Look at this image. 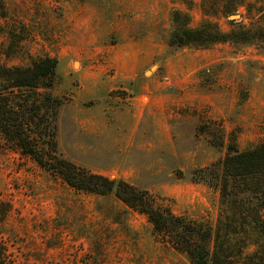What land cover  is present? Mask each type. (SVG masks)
I'll use <instances>...</instances> for the list:
<instances>
[{
  "label": "rangeland",
  "instance_id": "obj_1",
  "mask_svg": "<svg viewBox=\"0 0 264 264\" xmlns=\"http://www.w3.org/2000/svg\"><path fill=\"white\" fill-rule=\"evenodd\" d=\"M189 1L0 0V63L56 61L61 156L216 223L219 193L190 172L224 159L232 142L243 151L264 139V46L169 50L174 11L191 27L205 19L200 0ZM244 14L210 19L228 31L248 25ZM1 205L10 264H190L112 194L77 192L2 142Z\"/></svg>",
  "mask_w": 264,
  "mask_h": 264
},
{
  "label": "trees",
  "instance_id": "obj_2",
  "mask_svg": "<svg viewBox=\"0 0 264 264\" xmlns=\"http://www.w3.org/2000/svg\"><path fill=\"white\" fill-rule=\"evenodd\" d=\"M185 5L192 4L183 0ZM256 3H262L256 6ZM205 19L190 26L187 14L174 11L172 31L166 41L171 51L215 44L264 46V0H200ZM244 8L241 22L220 30L210 17L227 18ZM3 18V9H0ZM1 54V53H0ZM9 57L8 51L2 52ZM57 63L49 57L30 59L25 66L0 63V142L34 161L71 189L94 195L112 194L129 209L144 215L152 235L186 254L190 264H264V139L239 151L232 142L224 159L190 172L191 181L219 193V220L211 223L176 215L158 206L143 189L111 180L79 166L57 152L56 109L51 95ZM0 206V221L8 209ZM0 264H10L0 242Z\"/></svg>",
  "mask_w": 264,
  "mask_h": 264
},
{
  "label": "water",
  "instance_id": "obj_3",
  "mask_svg": "<svg viewBox=\"0 0 264 264\" xmlns=\"http://www.w3.org/2000/svg\"><path fill=\"white\" fill-rule=\"evenodd\" d=\"M235 16H236V15H231L230 17H231V18H236Z\"/></svg>",
  "mask_w": 264,
  "mask_h": 264
}]
</instances>
